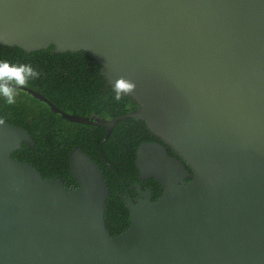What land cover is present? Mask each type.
<instances>
[{
	"label": "water",
	"instance_id": "1",
	"mask_svg": "<svg viewBox=\"0 0 264 264\" xmlns=\"http://www.w3.org/2000/svg\"><path fill=\"white\" fill-rule=\"evenodd\" d=\"M0 45L87 52L109 84L134 81L138 108L90 119L21 87L103 141L127 118L161 140L139 145L142 198L112 235L98 162L76 145L79 187L45 178L0 116V264H264V0H0Z\"/></svg>",
	"mask_w": 264,
	"mask_h": 264
},
{
	"label": "trees",
	"instance_id": "2",
	"mask_svg": "<svg viewBox=\"0 0 264 264\" xmlns=\"http://www.w3.org/2000/svg\"><path fill=\"white\" fill-rule=\"evenodd\" d=\"M54 48L51 45L27 52L19 46L0 45V59L31 64L40 75L24 86L40 92L68 114L110 120L136 109L137 102L130 95L122 96L120 101L113 99L112 85L101 74L100 64L87 52L56 53ZM0 116L27 129L35 141L33 148L24 142L12 157L33 164L45 178L62 179L68 188L79 187L71 174L69 154L80 145L98 162L108 181L105 223L110 233L119 234L129 226L130 211L124 196L134 195L130 189L138 181L137 149L144 141L160 140L144 121L120 120L103 141L107 127L70 121L22 87L14 104L0 100ZM169 153L172 155L171 149ZM139 182L144 184V180ZM146 185L151 188L152 200H157L162 193L161 185L155 179Z\"/></svg>",
	"mask_w": 264,
	"mask_h": 264
},
{
	"label": "clouds",
	"instance_id": "3",
	"mask_svg": "<svg viewBox=\"0 0 264 264\" xmlns=\"http://www.w3.org/2000/svg\"><path fill=\"white\" fill-rule=\"evenodd\" d=\"M39 75L40 72L31 64L12 63L7 59H0V100L7 105L14 104L18 89L26 85L29 79H35ZM134 87V81L117 78L112 82L113 99L120 101L122 96L128 95Z\"/></svg>",
	"mask_w": 264,
	"mask_h": 264
},
{
	"label": "flooded vegetation",
	"instance_id": "4",
	"mask_svg": "<svg viewBox=\"0 0 264 264\" xmlns=\"http://www.w3.org/2000/svg\"><path fill=\"white\" fill-rule=\"evenodd\" d=\"M139 106H138V104H137V107L136 108H138ZM86 117V116H85ZM87 117H89L90 119H95V118H98L97 116H95V115H92V116H87ZM99 118H101V117H99ZM159 139V138H158ZM154 141H157V140H154ZM158 141H161V140H158ZM169 149H171V148H169ZM168 149V150H169ZM172 155H176L173 151H172ZM148 181H150V179H146V180H144V184H142L141 183V185H142V187L144 188V189H149V190H151V188H150V186H148V185H146L147 184V182ZM130 191L134 194L133 196L132 195H128V196H124V200L126 201V208H127V205L129 204V203H132V201L133 202H135V203H137L141 198H142V195L137 191V188L135 187V185H133L132 187H131V189H130ZM152 199V198H151Z\"/></svg>",
	"mask_w": 264,
	"mask_h": 264
}]
</instances>
